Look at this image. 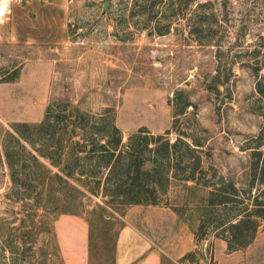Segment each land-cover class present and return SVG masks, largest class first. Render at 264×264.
<instances>
[{"label": "rangeland", "instance_id": "rangeland-1", "mask_svg": "<svg viewBox=\"0 0 264 264\" xmlns=\"http://www.w3.org/2000/svg\"><path fill=\"white\" fill-rule=\"evenodd\" d=\"M103 1L7 0L0 17V69L19 67L20 73L14 82H0V145L11 122L39 121L47 102L56 99L91 111L113 106L124 140L140 126L163 133L172 125V99L183 92L192 106L171 129V140L178 131L190 133L204 143V160L209 153L213 168L239 181L249 163L264 171V0H196L184 12L163 0L160 24L168 23L165 16L170 22L163 35L141 28V11L149 5L108 0L103 11ZM194 24L202 31L191 34ZM9 192L5 168L0 264H62L52 232L60 212L33 213L8 199ZM206 194L191 182L172 184L168 197L180 210L164 245L171 253L179 244L196 250L197 262L164 254L162 264H264V220L247 247L228 252L211 230L197 243L191 227ZM87 196L84 209L90 211L100 199ZM125 214L116 217L114 230ZM12 238L17 252L6 247Z\"/></svg>", "mask_w": 264, "mask_h": 264}, {"label": "trees", "instance_id": "trees-1", "mask_svg": "<svg viewBox=\"0 0 264 264\" xmlns=\"http://www.w3.org/2000/svg\"><path fill=\"white\" fill-rule=\"evenodd\" d=\"M193 1L169 0L168 5L175 3L177 10L184 12ZM160 2L164 3L134 0L135 6L149 5L148 11H141V28L150 34L169 32V17L165 16L168 23L160 24ZM206 4L199 2L198 6ZM196 23L201 26L202 20ZM198 28L202 27L192 25L191 34L202 31ZM19 73V67L9 73L0 69V82H14ZM189 106V98L178 92L172 99L170 128L154 133L140 126L124 140L113 106L91 111L80 109L68 99L49 100L39 121H13L4 130L0 175L6 168L10 181L6 196L28 205L33 213L38 209L45 215L86 212L92 230L95 223H104L102 236L107 241L116 217L133 205H161L179 215L180 207L171 204L168 197L170 188L174 182H191L193 187L207 191L203 204L196 206L199 213L191 227L197 243L211 230L214 237L225 242L228 252L247 247L264 220V171L257 163H249L245 179L239 181L213 168L209 153L204 160V143L190 133L178 131L171 140V129ZM87 195L100 199L90 211L84 209ZM6 247L12 252L19 249L13 238ZM197 253L188 251L180 259L196 263Z\"/></svg>", "mask_w": 264, "mask_h": 264}, {"label": "crops", "instance_id": "crops-1", "mask_svg": "<svg viewBox=\"0 0 264 264\" xmlns=\"http://www.w3.org/2000/svg\"><path fill=\"white\" fill-rule=\"evenodd\" d=\"M87 217L60 212L53 219L56 253L62 264H162L164 254L173 258L187 250L180 244L174 253L165 248L167 235L174 231L177 220L169 207H129L124 224L114 230L115 222L107 241L103 238L104 223H95L92 230Z\"/></svg>", "mask_w": 264, "mask_h": 264}, {"label": "clouds", "instance_id": "clouds-1", "mask_svg": "<svg viewBox=\"0 0 264 264\" xmlns=\"http://www.w3.org/2000/svg\"><path fill=\"white\" fill-rule=\"evenodd\" d=\"M7 4V0H0V17H3L4 15V11H5V7L4 5ZM3 19H0V23H3Z\"/></svg>", "mask_w": 264, "mask_h": 264}, {"label": "water", "instance_id": "water-1", "mask_svg": "<svg viewBox=\"0 0 264 264\" xmlns=\"http://www.w3.org/2000/svg\"><path fill=\"white\" fill-rule=\"evenodd\" d=\"M107 7H108V0H104L103 1V11H106Z\"/></svg>", "mask_w": 264, "mask_h": 264}]
</instances>
